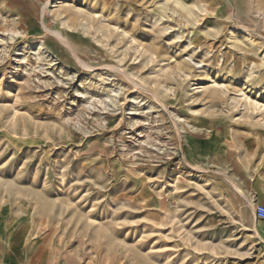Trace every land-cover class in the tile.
Segmentation results:
<instances>
[{
    "label": "rangeland",
    "instance_id": "rangeland-1",
    "mask_svg": "<svg viewBox=\"0 0 264 264\" xmlns=\"http://www.w3.org/2000/svg\"><path fill=\"white\" fill-rule=\"evenodd\" d=\"M254 191L264 0H0V264H264Z\"/></svg>",
    "mask_w": 264,
    "mask_h": 264
},
{
    "label": "crops",
    "instance_id": "crops-1",
    "mask_svg": "<svg viewBox=\"0 0 264 264\" xmlns=\"http://www.w3.org/2000/svg\"><path fill=\"white\" fill-rule=\"evenodd\" d=\"M238 154H232V160H231V164H234V167L239 163L238 162ZM239 169V168H238ZM237 169V172L235 174H237V177H234L236 178V180L238 181L239 180V176L242 174L243 176H246V175H250V172H247V171H241V170H238ZM248 196L249 198L252 200V202L254 203H257L259 204V201H261V194L258 193V191H254L252 193L248 192ZM256 204V205H257ZM263 205V204H262Z\"/></svg>",
    "mask_w": 264,
    "mask_h": 264
},
{
    "label": "built area",
    "instance_id": "built-area-1",
    "mask_svg": "<svg viewBox=\"0 0 264 264\" xmlns=\"http://www.w3.org/2000/svg\"><path fill=\"white\" fill-rule=\"evenodd\" d=\"M255 212H256L258 221H264V205L257 204L255 207Z\"/></svg>",
    "mask_w": 264,
    "mask_h": 264
},
{
    "label": "bare ground",
    "instance_id": "bare-ground-1",
    "mask_svg": "<svg viewBox=\"0 0 264 264\" xmlns=\"http://www.w3.org/2000/svg\"><path fill=\"white\" fill-rule=\"evenodd\" d=\"M252 210H253V214L255 215V220L258 221L257 216H256V212H255V208H253Z\"/></svg>",
    "mask_w": 264,
    "mask_h": 264
}]
</instances>
